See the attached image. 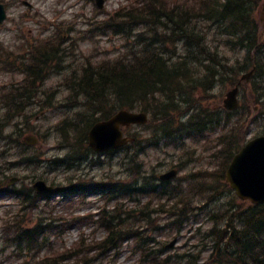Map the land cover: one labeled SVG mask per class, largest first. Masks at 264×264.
<instances>
[{"label": "rangeland", "instance_id": "374dc122", "mask_svg": "<svg viewBox=\"0 0 264 264\" xmlns=\"http://www.w3.org/2000/svg\"><path fill=\"white\" fill-rule=\"evenodd\" d=\"M22 1L0 0L8 14L0 25V264H46L52 261H57L56 264H73L81 258L91 257H95L91 264L141 263L142 251L134 240L121 242L118 249L101 252L100 245L106 236L103 218H109L116 206L121 207V212L137 208L133 213L136 218H154L156 226L145 228V232L158 240L156 250L165 246V254L177 255L200 250L207 240H202L197 228L202 227L203 234L215 222V218L212 219L210 215L219 216L233 203L238 205L239 210L249 205V202L239 200L232 192L222 191L220 183L214 178L200 179L211 186L200 188V180L194 175L221 166L220 136L237 122L240 115H247L243 109L229 117L225 112L215 111L223 103L231 85L218 82L210 92L203 94L199 90L196 94L202 106L210 111L209 115H220L223 120H229L226 124L222 121L212 128L217 130L171 143L167 139L158 141L152 137V131L159 122L133 126L126 132L138 136L137 143L132 144L131 148L108 154H86L82 152L86 150V145L77 142L75 158L78 162L68 166L71 156L65 162H61L60 158L66 157L73 147L69 146L58 126L67 121L70 126L68 133L75 138L73 123L79 122V114L87 119L91 113L84 104V97L73 92V80L82 76L87 67L109 65L120 58L130 60L136 54L144 53L145 45L162 37L166 28L162 22L159 24L144 17H136L139 21L135 22L115 16L117 12L124 13L125 8L131 5L140 8L142 1L146 0H105L103 8H99L95 0H27L32 8ZM160 1L169 9L175 6L187 8L185 14L190 21L189 28L194 27L207 45L215 46L231 63L243 60L244 52L231 45L235 39L224 33L222 26L200 13L204 1ZM254 17L264 25V0H259L256 5ZM113 22L116 25L108 26V23ZM166 32L170 36L166 38L169 48L172 49L175 44L180 47L181 42H176L178 37L170 30ZM36 45H56L55 50L63 53L46 65L45 75L40 73V77H44L33 85L31 99L16 98L10 102L12 98L10 100L8 95L16 88H20L19 93L31 88L32 79L28 78L26 70L32 65L38 68L36 56L47 51H33ZM255 78L258 87L255 96L259 99L251 102L250 91L245 90L243 93L245 103L255 110L247 124V140L264 134V78ZM159 100H163L162 97H156L154 101ZM18 103L22 107L20 113L15 112ZM178 109L179 115L176 116H183L182 119L195 113L189 106L181 105ZM246 120L249 122L248 118ZM20 126L30 127L31 131L19 132ZM28 135L38 136V142L26 145L25 137ZM139 166L140 174L137 173ZM172 168L179 169V173L170 180L171 184L176 183L178 188L185 190L193 186V189H202L205 194L214 193L217 198L213 202L202 203L199 197L193 196L196 209L180 232L176 229L178 224L167 225V218H173L172 212L151 211L163 202L159 198L161 193L157 192L116 196L109 201L105 193L93 194L90 191L86 195L70 197L71 193L66 192L70 198H65L66 194L63 193L65 197L56 194L47 199H37L35 203H27V198L31 199L33 184L39 179L51 185L56 184L58 190L77 181L92 185L118 181L130 184L139 177H147L156 183L159 182L160 174ZM12 178L15 181L11 183ZM3 187L10 191L7 193ZM16 191L25 198L24 204L14 193ZM147 202L150 211L142 212L141 208ZM26 204L28 207L20 212ZM98 208L101 211L108 209L96 215ZM221 223L219 221L217 226ZM25 227L42 230L38 243L29 245L24 239L18 246L16 239L11 236ZM175 239L177 242L174 246L168 247ZM143 244L146 249L149 248ZM75 249L79 250V256L70 253ZM181 262L188 261L183 258Z\"/></svg>", "mask_w": 264, "mask_h": 264}, {"label": "trees", "instance_id": "16d2710c", "mask_svg": "<svg viewBox=\"0 0 264 264\" xmlns=\"http://www.w3.org/2000/svg\"><path fill=\"white\" fill-rule=\"evenodd\" d=\"M201 1H204V4L200 13L222 26L223 32L235 39L231 45L244 52L243 60L231 63L215 46L207 45L194 27L189 28L191 27L190 21L188 15L185 14L187 8L183 6L169 9L160 0H146V2L142 1L140 8L135 7L128 12L116 14L117 19L122 20L132 19L138 22L139 19L136 17H144L159 24L162 22L166 31L170 30L174 36L178 37L176 42H181V46L178 47L175 44L172 49L169 48L166 38L170 36L165 31L162 37H157L153 42L145 45L143 48L145 54H136L130 60L120 58L109 65L87 67L82 76L79 75L73 80L75 84L71 87L73 92L84 97V104L91 113L87 119H83L84 115L79 114V122L73 123L72 129L76 131L75 138L68 133L70 126L67 121L58 126L63 137L69 142V146L73 147L66 155V157L71 156L70 162H67L68 166L77 162L75 158L77 146L75 145L77 142L78 144L86 142L88 131L93 123L100 118L110 116L118 109L137 108L147 111L150 114L149 125L159 122L152 131L153 135L160 136L157 138L158 141L167 139L171 143H177L191 136L217 130L212 128L217 127L222 121L225 124L229 121L223 120L220 115H209L210 111L196 98L197 91L200 90L203 94L208 93L216 87L218 82L235 85L240 75L255 65V76L243 87L242 94L245 90H249L251 102L259 99L255 96L258 89L255 77L264 78V32L263 27L254 17L259 0ZM112 25L116 23H108V26ZM48 54L50 56L48 60L43 59L45 54L38 58V68L28 67L26 70L33 84L42 79L39 70L43 71L46 65L57 57L54 49ZM31 97H33L32 94L24 95L20 92L14 96V99H31ZM156 97H162L163 100L155 102ZM181 105L192 107L195 113L185 116L184 119H182L183 116H176L179 115L178 108ZM241 109L247 115H242L243 117L240 115L237 122L220 136L221 166L215 170L194 173L199 180L214 178L220 183L224 192H232L225 181L224 173L232 157L246 142L247 124L252 119L250 116L254 108L252 109L243 100V104L233 111L221 108L215 110L225 112L229 117ZM21 110L22 107L18 103L15 112L20 113ZM192 123L198 126L196 130H190L187 127ZM17 124L16 122L15 125ZM28 130L30 129L21 126L18 128L19 132ZM137 173H141V166L138 167ZM170 182L159 180L155 183L150 178L139 177L130 184L118 181L112 187V193L114 197L134 193H161L159 198L163 199V202L151 211L172 212L173 218H167V225L178 224L176 229L180 232L196 209L193 196L199 197L202 203L213 202L217 198L214 193L205 194L202 189L195 190L193 186L185 190L178 188L176 183L171 184ZM202 187L210 188L211 186L205 180H200V188ZM167 201L170 203L168 204ZM120 208L116 206L109 218H103V224L106 225V236L100 245L103 253L119 248L123 241L134 240L142 251L139 264H264V203L249 204L242 210H239L238 205L233 203L226 207L219 216L210 215L212 219L215 218V222L209 225L203 234L202 227L197 228L199 234L202 235V240L206 239L207 242L200 250L183 255L165 254V247L153 250L159 242L154 236L146 234L145 228L154 225V218H136L133 213L137 208L126 209L124 212H121ZM141 211H150L149 202L143 204ZM219 221L222 223L217 226ZM23 230L17 238L28 234V230ZM143 243L149 248L146 249ZM183 258L188 262H181ZM92 260V257L81 258L73 264H91Z\"/></svg>", "mask_w": 264, "mask_h": 264}, {"label": "water", "instance_id": "95a60500", "mask_svg": "<svg viewBox=\"0 0 264 264\" xmlns=\"http://www.w3.org/2000/svg\"><path fill=\"white\" fill-rule=\"evenodd\" d=\"M100 7L104 0H97ZM5 18V10L0 4V22ZM254 69L244 74L242 80L248 81L253 76ZM239 82V84L241 83ZM239 84L226 93L224 107L235 109L239 106L238 94ZM147 121V114L122 109L105 120L97 122L89 133V143L97 151H105L111 148L124 146L131 138L124 137L122 126H129L133 123L143 124ZM178 173L177 169H171L161 175L162 179L174 178ZM226 180L236 190L238 196L243 199H250L254 203L264 202V135L250 139L240 151L234 156L228 170ZM35 187L40 193L50 192L54 189L48 186L45 181L39 180ZM176 241L172 242V245Z\"/></svg>", "mask_w": 264, "mask_h": 264}, {"label": "bare ground", "instance_id": "6f19581e", "mask_svg": "<svg viewBox=\"0 0 264 264\" xmlns=\"http://www.w3.org/2000/svg\"><path fill=\"white\" fill-rule=\"evenodd\" d=\"M243 98H244V97L241 96V97L239 98V102H242ZM187 127H189L190 130H196V129L198 128V126H197L196 124H194V123L188 125Z\"/></svg>", "mask_w": 264, "mask_h": 264}]
</instances>
